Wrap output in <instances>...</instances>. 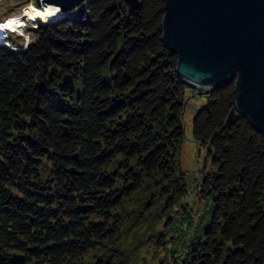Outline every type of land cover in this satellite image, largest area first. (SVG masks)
<instances>
[{
  "label": "trees",
  "instance_id": "1",
  "mask_svg": "<svg viewBox=\"0 0 264 264\" xmlns=\"http://www.w3.org/2000/svg\"><path fill=\"white\" fill-rule=\"evenodd\" d=\"M163 15L164 0H86L74 17L39 23L23 50L0 46V264L12 253L86 264L116 239L118 211L145 180L161 185L168 212L188 195L177 155L188 97L201 89L178 76ZM198 95L193 137L215 167L200 192L214 210L181 264H264V134L238 112L227 121L235 82Z\"/></svg>",
  "mask_w": 264,
  "mask_h": 264
},
{
  "label": "water",
  "instance_id": "2",
  "mask_svg": "<svg viewBox=\"0 0 264 264\" xmlns=\"http://www.w3.org/2000/svg\"><path fill=\"white\" fill-rule=\"evenodd\" d=\"M85 1L37 0L39 7L59 12L40 23L74 17ZM125 1L133 9L140 7V0ZM162 32L164 46L177 57L178 76L191 91L201 89L193 95L235 82L236 111L227 121L238 112L264 134V0H164ZM64 82L71 84L73 76L66 74ZM10 260L23 264L25 256L12 253Z\"/></svg>",
  "mask_w": 264,
  "mask_h": 264
},
{
  "label": "rangeland",
  "instance_id": "3",
  "mask_svg": "<svg viewBox=\"0 0 264 264\" xmlns=\"http://www.w3.org/2000/svg\"><path fill=\"white\" fill-rule=\"evenodd\" d=\"M35 2L36 0H0V21L19 15ZM38 24L27 22L21 32L7 30L11 46L23 47L24 42L36 40L38 33L35 27ZM73 87L76 96H80L83 84L75 83ZM203 102V98L197 93L190 95L183 116L186 135L177 155V163L187 182L188 195L168 212L165 198H157L161 185L158 187L153 181L145 180L143 189L127 199L118 211L123 218L116 239L91 250L85 258L86 264L109 259L117 264H181L189 251L191 236L198 231L197 222L208 220L214 210L213 201L202 197L200 191L203 179L215 171V167L207 148L195 141L192 130L195 109ZM169 219L175 221L172 229L167 228Z\"/></svg>",
  "mask_w": 264,
  "mask_h": 264
},
{
  "label": "bare ground",
  "instance_id": "4",
  "mask_svg": "<svg viewBox=\"0 0 264 264\" xmlns=\"http://www.w3.org/2000/svg\"><path fill=\"white\" fill-rule=\"evenodd\" d=\"M52 8L37 7L35 5L27 6L19 15L0 22V45H2L1 37L5 33L6 28H11L17 31H23L26 23L38 24L40 22H47L53 19L55 15L59 14L57 11H51Z\"/></svg>",
  "mask_w": 264,
  "mask_h": 264
},
{
  "label": "built area",
  "instance_id": "5",
  "mask_svg": "<svg viewBox=\"0 0 264 264\" xmlns=\"http://www.w3.org/2000/svg\"><path fill=\"white\" fill-rule=\"evenodd\" d=\"M7 30L8 31H11V32H17V29L14 30V29H11V28H6L4 35L1 37V40H2V43H3L2 45H7L8 47H10L12 49L15 48V49H21V50H23L27 46L28 43L26 45H24L23 47H20V46H11V43L9 42V39H8Z\"/></svg>",
  "mask_w": 264,
  "mask_h": 264
},
{
  "label": "clouds",
  "instance_id": "6",
  "mask_svg": "<svg viewBox=\"0 0 264 264\" xmlns=\"http://www.w3.org/2000/svg\"><path fill=\"white\" fill-rule=\"evenodd\" d=\"M57 10H58V9H51V11H53V12H54V11H57Z\"/></svg>",
  "mask_w": 264,
  "mask_h": 264
}]
</instances>
